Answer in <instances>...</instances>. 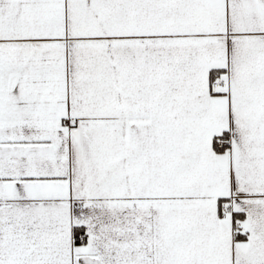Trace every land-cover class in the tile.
<instances>
[{
    "label": "snow or ice",
    "instance_id": "obj_1",
    "mask_svg": "<svg viewBox=\"0 0 264 264\" xmlns=\"http://www.w3.org/2000/svg\"><path fill=\"white\" fill-rule=\"evenodd\" d=\"M0 264H264V0H0Z\"/></svg>",
    "mask_w": 264,
    "mask_h": 264
}]
</instances>
